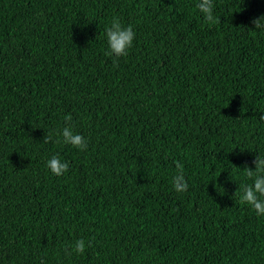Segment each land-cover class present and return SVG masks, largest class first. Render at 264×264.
I'll return each mask as SVG.
<instances>
[{
	"label": "trees",
	"instance_id": "obj_1",
	"mask_svg": "<svg viewBox=\"0 0 264 264\" xmlns=\"http://www.w3.org/2000/svg\"><path fill=\"white\" fill-rule=\"evenodd\" d=\"M197 2L0 0V264H264V217L234 199L264 154V35L247 29L264 0H213L211 27ZM114 17L136 33L118 59ZM69 114L86 151L43 143Z\"/></svg>",
	"mask_w": 264,
	"mask_h": 264
},
{
	"label": "clouds",
	"instance_id": "obj_2",
	"mask_svg": "<svg viewBox=\"0 0 264 264\" xmlns=\"http://www.w3.org/2000/svg\"><path fill=\"white\" fill-rule=\"evenodd\" d=\"M213 0H198L196 8L202 14L204 22L211 26L220 23V18L214 14ZM251 24L252 28H247L253 35L259 30L260 34L264 35V15L258 18H253ZM105 35L108 45L106 55L111 57H126L129 49L133 46L136 38L132 26L124 27L119 18L114 17L111 23L105 29ZM115 62V61H114ZM264 119V116H261ZM65 125L61 129L54 132H47L43 143H63L64 145H71L80 151H86L88 142L81 134L74 131L75 125L72 123L71 114L64 117ZM255 170L247 163L243 166L244 175L252 181L251 184H242L234 195V199L241 205L249 206L258 217H264V154L255 155L253 160ZM236 167V166H235ZM46 168L55 176H62L69 170V164L62 161L58 155L52 156L46 162ZM237 168V167H236ZM240 169V168H237ZM173 190L178 194H183L188 190V182L184 175L183 164L177 162L176 174L171 179ZM86 244L84 239L76 240L71 247V251L65 248V253L71 256L73 253L83 255L86 251Z\"/></svg>",
	"mask_w": 264,
	"mask_h": 264
},
{
	"label": "bare ground",
	"instance_id": "obj_3",
	"mask_svg": "<svg viewBox=\"0 0 264 264\" xmlns=\"http://www.w3.org/2000/svg\"><path fill=\"white\" fill-rule=\"evenodd\" d=\"M140 201V200H139Z\"/></svg>",
	"mask_w": 264,
	"mask_h": 264
}]
</instances>
